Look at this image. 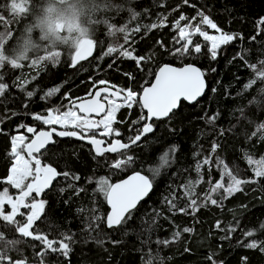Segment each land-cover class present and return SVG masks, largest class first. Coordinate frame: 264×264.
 <instances>
[{
	"label": "trees",
	"instance_id": "obj_1",
	"mask_svg": "<svg viewBox=\"0 0 264 264\" xmlns=\"http://www.w3.org/2000/svg\"><path fill=\"white\" fill-rule=\"evenodd\" d=\"M68 2L94 46L77 65L44 26L57 0H0V202L14 194L12 137L52 128L33 116L66 114L100 86L129 92L110 132L126 144L141 135L138 96L160 66L196 65L207 91L114 154L54 139L37 156L58 174L33 228L47 245L24 236L25 219H7L4 204L0 264H264V0ZM208 24L232 35L215 55L197 33H215ZM119 159L130 172L114 168ZM134 172L152 190L107 228L106 189Z\"/></svg>",
	"mask_w": 264,
	"mask_h": 264
},
{
	"label": "water",
	"instance_id": "obj_2",
	"mask_svg": "<svg viewBox=\"0 0 264 264\" xmlns=\"http://www.w3.org/2000/svg\"><path fill=\"white\" fill-rule=\"evenodd\" d=\"M59 30V25H56ZM191 44V39L186 41V47ZM195 49H200L196 47ZM94 53L93 44L86 40L72 55V65L84 62ZM207 91V83L202 70L194 64L173 66L164 64L160 66L151 83L142 89L138 96V103L145 114V125L141 135L129 143H122L114 139L110 145L104 146L103 141L96 137H85L76 131H62L57 128L40 130L33 134L24 148L27 158L35 166L36 178L27 189L16 196L15 207L23 210L25 201L32 196H39L50 191L57 180V172L48 165H44L37 156L43 153L54 138H72L91 147L96 155L103 153L114 154L121 149L137 145L153 131L152 123L166 120L176 112L182 103L194 105L201 100ZM103 97L121 103L125 95L109 86L96 88L92 95L86 99L73 102L70 105L79 116L84 118H102L107 112V103ZM152 184L141 173L134 172L112 183L106 193L105 202L108 212L105 217L107 228H115L124 218L150 194Z\"/></svg>",
	"mask_w": 264,
	"mask_h": 264
},
{
	"label": "rangeland",
	"instance_id": "obj_3",
	"mask_svg": "<svg viewBox=\"0 0 264 264\" xmlns=\"http://www.w3.org/2000/svg\"><path fill=\"white\" fill-rule=\"evenodd\" d=\"M65 1L66 0H57L60 5H57L56 8L54 6L55 9L50 11L49 18H47L48 22L44 26L47 32L54 33L58 40L67 45V47L74 48L75 52L82 42L88 40V38L85 35L84 29L79 26L76 14L73 13L72 6L74 4L72 2L69 3L68 0L66 2ZM56 25H59V30L57 29ZM208 27L211 30H216V32L197 33H199L203 43H206L208 48H210L212 53L215 55L217 49L220 46L232 40V35L221 33L213 24H208ZM190 34L192 33L188 30L183 31V40L187 41L190 39ZM134 97L135 95L126 92L125 100L121 103H117L112 99L106 98L105 102L107 103V112L102 118L97 120L79 116L78 113L72 109H70L66 114L61 115L55 114L52 110H48L45 115H35L32 118L37 122L42 123L46 127H69L78 129L83 133L86 132L85 128L89 126L90 129L96 130L100 137H108L111 132V125L117 119L118 110L121 107H130L133 104ZM27 132L32 134L33 130L28 129ZM27 139L28 138L23 134H16L11 139V153L14 157V161L9 170V175L6 179V182L14 190V194L3 197L0 202V206L5 204L11 209L10 215L6 216V218L9 220L15 219L19 215V212L13 207L15 202L14 196L17 192L21 191L35 176V166L32 165L24 152V148L29 142ZM119 169L120 171L127 170L128 164L125 165L124 163L119 167ZM107 190L108 189H106V191ZM32 208L34 209L32 214L36 216L39 215L41 204L35 202L33 203Z\"/></svg>",
	"mask_w": 264,
	"mask_h": 264
},
{
	"label": "flooded vegetation",
	"instance_id": "obj_4",
	"mask_svg": "<svg viewBox=\"0 0 264 264\" xmlns=\"http://www.w3.org/2000/svg\"><path fill=\"white\" fill-rule=\"evenodd\" d=\"M104 101H105V97H103L102 98ZM91 119H94V120H97V119H95V118H91ZM73 129V128H72ZM86 132L85 133H83V132H81L80 130H78V129H73V130H63L62 129V131H76V132H79L82 136H85V137H96V138H99V139H101L102 141H103V145L104 146H108V145H110L111 144V142L114 140V139H116L114 136H111V133H110V135L108 136V137H100L99 136V134L97 133V131L96 130H91L90 129V127L89 126H87L86 128ZM45 130H48V129H45ZM60 130V129H59ZM34 134V133H33ZM54 139H57V138H54ZM54 139L52 140V141H54ZM52 143V142H51ZM82 143V142H81ZM42 154V153H41ZM39 156V155H38ZM130 161H131V159H126V160H122V159H119L118 160V162L116 163V164H114V168L115 169H117V170H119L120 171V169H119V167L121 166V165H123L124 163H125V165L126 164H128V169L127 170H125V171H121V172H124V173H128V172H130L131 171V166H130ZM31 162V161H30ZM36 172H35V176H34V178L29 182V183H27V185L21 190V191H19V192H17L16 193V195L14 196V205H13V207H14V209H16V207H15V204H16V196L18 195V194H20V193H22V192H24L26 189H27V187L31 184V183H33L34 182V180H35V178H36ZM110 187V186H109ZM109 189V188H108ZM108 191V190H107ZM107 191H106V193H107ZM49 192V191H48ZM47 193V192H46ZM46 193H42L41 195H39V196H32V197H30V198H28L26 201H25V205H26V207L23 209V210H17L18 212H19V215L18 216H20L21 214V217L23 218V219H25V225L22 227L23 229V232H22V230H21V233H23V235L24 236H27V237H29V238H32L33 240H37V241H42V243H44L45 245H47L46 243H45V237L44 236H38V235H36V234H34V231H33V228H34V226H35V223L39 220V219H41V217H42V214H43V210H44V203L46 202V200H44V195L46 194ZM105 197H106V194H105ZM35 202H37V203H40L41 204V210H40V213H39V215H34V214H32V211H34V209L32 208V205H33V203H35ZM10 213H11V209L9 208V215H10ZM32 235H35V238L34 237H32ZM51 245H52V243H51Z\"/></svg>",
	"mask_w": 264,
	"mask_h": 264
}]
</instances>
